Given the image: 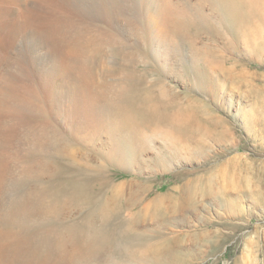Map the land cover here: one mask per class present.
<instances>
[{"label": "rangeland", "instance_id": "rangeland-1", "mask_svg": "<svg viewBox=\"0 0 264 264\" xmlns=\"http://www.w3.org/2000/svg\"><path fill=\"white\" fill-rule=\"evenodd\" d=\"M125 4L147 8L143 0H0V264H100L97 257L92 260L69 253L74 241L69 226L81 228V222L86 223L95 203L103 198L127 197L126 187L132 182L154 184L148 196L151 198L177 184L175 172L184 170H200L198 173L213 177V193L201 200L208 211L203 212L201 221L188 211L186 223L178 214H168L167 221L158 226L161 234L180 233V243L193 251L187 264H264V54L255 59L240 44L238 50L227 43L215 51L231 55L240 63L237 70L242 68L251 74L242 81L227 78L226 92L216 100L208 99L180 78L164 74L148 47V62L137 65L146 81L160 78L174 92L188 98L191 111H212L222 117L227 130L224 142L217 144L208 139L203 153L149 175H137L126 166L106 163L107 168L99 174L102 184L95 182L94 186L92 182L82 188V194H73L68 176L77 164L65 141L75 151L95 154L90 145L70 135L57 136L63 126L61 118L65 117L60 110L65 96L60 91L68 81L63 63L67 60L64 64L70 67L65 57L71 56L67 54L83 50L79 55L83 69L95 72L103 51L110 52L115 66L121 65V55L114 46L111 53L107 42L110 37L104 33L109 30L118 34L129 26L120 12ZM107 69L108 64L103 73ZM72 70L79 71V67ZM89 159L98 163L93 157ZM224 184H228L227 192L221 191ZM226 201L237 203V208L227 211L218 206ZM129 212L133 210L122 212L117 225L111 219L101 228L117 235L119 228L121 232L122 227L127 228ZM154 224L146 220L149 228ZM204 231L209 232L207 240ZM118 239L114 237L112 242L136 249L160 240L141 237L132 243L128 237Z\"/></svg>", "mask_w": 264, "mask_h": 264}, {"label": "bare ground", "instance_id": "bare-ground-1", "mask_svg": "<svg viewBox=\"0 0 264 264\" xmlns=\"http://www.w3.org/2000/svg\"><path fill=\"white\" fill-rule=\"evenodd\" d=\"M143 2H146V9L136 4H125L120 8L129 22L123 32L111 34L108 30L104 33V36L110 37L107 42L111 53L114 46L121 55V65L115 66L110 52L103 51L104 54L99 53L101 62L98 69L89 71L80 65L79 55L83 54V50L66 53L71 56L65 57L70 67L68 63L64 64L67 60L63 63L65 80L68 81L64 80L66 83L60 92L65 99L61 102V109L58 107L65 117L61 118L62 131L57 130L56 133L61 138L70 135L90 145L95 154L75 151L64 140L65 147L72 153V160L77 164L74 173L68 176L75 195L92 182L94 186L98 182L102 184L99 174L107 168L106 163L126 166L137 175H149L153 170L166 171L189 156L203 153L208 139L217 144L226 139L227 130L222 117L212 111H191L189 99L174 92L160 78L150 82L145 80V74L137 70V65L148 62L147 47L152 60L164 74L180 78L184 84L197 89L210 100H216L226 92L224 81L227 78L242 81L251 74L242 68L237 70L239 61L231 55H219L216 47L223 48L229 43L238 50L240 44L255 59L264 54V0ZM141 9L143 11L139 12ZM99 49L102 51L101 45ZM107 64L105 74L103 67ZM75 66L79 67V71L72 70ZM91 157L98 163L92 162ZM199 171L175 172L173 175L179 182L151 198L148 196L154 190V184L136 181L126 187L127 197L114 199L107 196L95 203L96 207L91 209L85 224L81 219V228L69 224L74 234L69 253L92 260L97 257L96 261L100 264H187L192 258L189 254H193L191 247L180 243V233L165 236L158 226L163 220L167 221L168 214H178L183 223L187 222L188 211L194 213L195 220L204 219L203 212L208 208L201 200L213 193L214 185L209 173ZM222 188V192H227L228 184ZM236 205L227 201L218 203L227 211L235 210ZM125 210L126 213L133 210L127 214L130 217L127 228L123 230L122 227V232L119 228L117 235L107 233L103 223L114 219L112 221L117 225V219ZM147 219L155 223L153 227L146 226ZM208 233H203L205 240ZM114 237H128L130 241L141 237H159L160 240L136 249L122 241L123 246L115 245L112 242Z\"/></svg>", "mask_w": 264, "mask_h": 264}]
</instances>
